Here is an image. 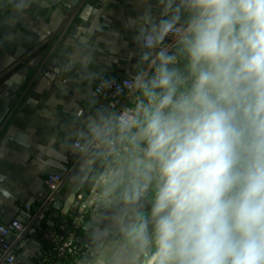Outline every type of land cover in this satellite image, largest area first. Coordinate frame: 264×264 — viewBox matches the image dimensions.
<instances>
[{
    "label": "clouds",
    "instance_id": "1",
    "mask_svg": "<svg viewBox=\"0 0 264 264\" xmlns=\"http://www.w3.org/2000/svg\"><path fill=\"white\" fill-rule=\"evenodd\" d=\"M140 2L132 106L79 134L108 225L80 264H264V0Z\"/></svg>",
    "mask_w": 264,
    "mask_h": 264
},
{
    "label": "crops",
    "instance_id": "2",
    "mask_svg": "<svg viewBox=\"0 0 264 264\" xmlns=\"http://www.w3.org/2000/svg\"><path fill=\"white\" fill-rule=\"evenodd\" d=\"M86 5L97 10L87 21L80 15ZM153 13L160 11L152 0ZM140 0H34L23 15L5 3L0 9V224L27 220L25 205L36 209L48 195L44 181L49 174L66 175L69 161H78L75 143L85 123L105 103L92 100L102 79H131L138 50L136 33L126 27L129 18L143 12ZM89 40L88 47L71 35ZM169 37L166 43H171ZM95 47V48H94ZM135 53V54H134ZM58 67L64 85H47L46 68ZM18 73L20 83L7 81ZM89 73L96 77L89 78ZM132 106L131 99L124 101ZM83 110L82 116L78 111ZM17 133L28 136L29 148L8 142ZM86 158L60 194L62 217L77 212L83 217L78 243L80 255L68 264H80L95 244L107 235V222L94 203V188L81 201L72 188L85 171ZM66 218V217H65ZM51 225H53L51 223ZM43 243L27 235L18 243L20 264H38L45 252Z\"/></svg>",
    "mask_w": 264,
    "mask_h": 264
},
{
    "label": "built area",
    "instance_id": "3",
    "mask_svg": "<svg viewBox=\"0 0 264 264\" xmlns=\"http://www.w3.org/2000/svg\"><path fill=\"white\" fill-rule=\"evenodd\" d=\"M170 38L172 43L173 38ZM42 76L49 87L61 86L65 83L58 67L44 69ZM102 80L112 81V86L107 89L102 88ZM102 80L95 87L92 100L102 98L105 103L101 107H108L117 111L131 107L124 103V101L130 99L126 86L130 79ZM83 113L82 109L78 111L79 116H82ZM81 145L82 143H75V147L79 151V159L67 163L69 170L66 175L53 173L45 178L44 184L48 190V195L40 206L36 209H33L31 205L23 207L24 212L27 214L26 221L17 218L8 224H0V264H20L17 257V246L29 234L41 241L45 248L48 246L38 264H68L79 257L78 230L81 228L83 217H78L71 223L65 217L60 216L54 206L60 201L61 191L68 179L74 175L79 164L86 158ZM76 197L78 201L83 200L81 195ZM46 221L51 223L56 221V228L42 227Z\"/></svg>",
    "mask_w": 264,
    "mask_h": 264
},
{
    "label": "water",
    "instance_id": "4",
    "mask_svg": "<svg viewBox=\"0 0 264 264\" xmlns=\"http://www.w3.org/2000/svg\"><path fill=\"white\" fill-rule=\"evenodd\" d=\"M96 14H97V10L93 6L86 5L80 15V19L87 21L89 16L96 15ZM71 37L74 40L78 41L79 43L83 44L84 46L88 47L89 40L86 37L78 36L77 27L72 31ZM21 80H22V76L16 73L9 79V81H7V84L8 85H12L14 83L18 84L21 82ZM7 140L10 144L13 143V144L20 145L26 148H29L31 146L28 142V136L23 133H17L13 137L10 136L8 137ZM2 181H3V177L0 175V193L4 196H8L7 192L1 187ZM89 182L90 181L88 179V176L85 174V171H84L82 175L79 177V179L77 180V182L75 183V185L73 186L72 193L75 196L80 195L83 189L89 184ZM61 206H62L61 202H57L54 207L56 209H60Z\"/></svg>",
    "mask_w": 264,
    "mask_h": 264
},
{
    "label": "trees",
    "instance_id": "5",
    "mask_svg": "<svg viewBox=\"0 0 264 264\" xmlns=\"http://www.w3.org/2000/svg\"><path fill=\"white\" fill-rule=\"evenodd\" d=\"M92 191V186L90 184H88L84 189L83 191L81 192V196L84 198H86ZM56 210V208H55ZM66 219L69 220L71 223L74 222L76 220V217H77V212H74V213H69L67 214L66 216ZM53 225H51V222L49 221H46L42 227H45V228H50V229H54L56 228V221L52 223ZM79 233H80V230H78V237H79ZM48 249V246L46 247Z\"/></svg>",
    "mask_w": 264,
    "mask_h": 264
}]
</instances>
